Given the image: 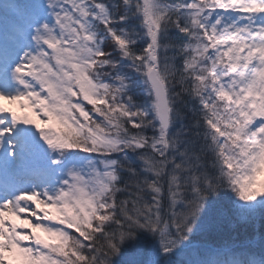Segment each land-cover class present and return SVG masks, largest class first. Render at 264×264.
<instances>
[{
	"label": "snow or ice",
	"instance_id": "6c2138e0",
	"mask_svg": "<svg viewBox=\"0 0 264 264\" xmlns=\"http://www.w3.org/2000/svg\"><path fill=\"white\" fill-rule=\"evenodd\" d=\"M0 264H264V0H0Z\"/></svg>",
	"mask_w": 264,
	"mask_h": 264
},
{
	"label": "rangeland",
	"instance_id": "374dc122",
	"mask_svg": "<svg viewBox=\"0 0 264 264\" xmlns=\"http://www.w3.org/2000/svg\"><path fill=\"white\" fill-rule=\"evenodd\" d=\"M41 235H44L43 233H41Z\"/></svg>",
	"mask_w": 264,
	"mask_h": 264
}]
</instances>
